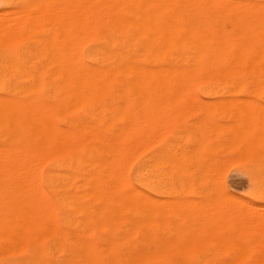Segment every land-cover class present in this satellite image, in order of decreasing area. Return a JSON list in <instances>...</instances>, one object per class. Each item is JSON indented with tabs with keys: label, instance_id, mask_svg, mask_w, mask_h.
Segmentation results:
<instances>
[{
	"label": "rangeland",
	"instance_id": "1",
	"mask_svg": "<svg viewBox=\"0 0 264 264\" xmlns=\"http://www.w3.org/2000/svg\"><path fill=\"white\" fill-rule=\"evenodd\" d=\"M10 1L11 0H0V12L3 10V12L0 14L1 15L3 14L4 16L7 15V18L9 17V20H8V19H5V17L2 18L3 15L0 16L3 19V21L8 20L9 22L8 24L4 22L2 23V25H0V32H1L0 38L2 37L0 39V42L6 41V42H3L2 44L0 43V57H1L0 63L5 65L4 67L3 65L0 66V96L3 95L5 98L8 97L7 99L9 100L6 99V101H10L12 99L13 101L11 100V103L15 102L16 100V103L13 104V107L12 106L8 107L7 108L8 111L1 109V111L2 110L3 111L0 112V115L3 114L4 117L3 116L0 117V121H1L0 122V134H1L0 145L2 149L5 148V150L9 152H12L17 149L20 151H24V150L27 151L29 147L32 148L35 142V138L38 137L39 133H37V130H36L38 129V125H36L35 121L32 122L31 118H33L34 115H38V114L40 115V113L42 114L43 105L45 104L47 106V109H45L44 111L47 114H50L49 112L51 111L52 119L55 121L56 125L61 130L62 134L64 133L63 135L65 137V142H64L62 153H59L54 156H50V155L43 156L44 158L43 157L39 158V156H36L37 158L35 157L34 160L35 162H38V163L35 164L34 162V164L38 165L36 166L38 168L40 166L39 163H41V166H40L41 168L39 167L38 175L43 181L45 180L46 176H48L49 174L53 172L54 164H57L58 162L62 166V170L60 172L61 176L63 174L65 176H68V178L67 177L65 178V176H62L63 181H66L65 183L63 182V185L61 187L62 191L56 190L53 188L52 190L48 186L44 187V191L48 194L49 198L51 199L49 200L48 198L49 201L48 200L47 201L49 203H46L47 201H44V202H40V204L37 202L35 205L40 208L42 207V209L45 208L46 215L44 216L45 213L43 212L45 209L42 210L38 208L39 210H42L41 212H39L40 217H41V219L40 217L38 219L40 220L39 226L34 228V230L29 235L27 240H25L22 243H18L19 245L18 244L16 245L8 244L9 242L7 241L6 242L2 240L0 241V249L2 251H9V253H7L6 255L4 254L3 256L0 253V264L3 262L32 264L31 262H29L30 260L29 255L35 250H41V249L48 252L46 257L50 263L60 264V261H61V264H66L69 260V253H70L69 251H71L73 248H75L78 245V243L80 242L79 240L81 238H87L95 245H102V244L107 243V241L113 236L122 237L126 234V231L129 229L128 227H130V225L129 223L124 221V218L120 214V210L118 208L117 203L114 202L111 207H106L105 204H102L100 202L97 203L96 201L92 200L91 197L89 198V195H88L89 191H88V187L86 183L87 181L98 179L100 175H102V170L106 168V166L103 164L106 162L103 159L107 160V157H105V154L103 153V152H106V146L104 143L103 144L94 143L93 141L96 139V137L97 138H102V137L107 138L109 134L115 135V133H118L119 130L121 131L122 128L123 129L125 128L126 130H129L128 128H130V130H132V127L134 128L132 130L134 135L138 134L137 131L139 130H142V129L143 131L145 129L148 130V132L145 133V135L148 133L150 134L148 136L149 139L146 135L148 139L146 142L147 144L146 146H151V145L153 146H151L150 148L149 147L147 148L145 144L143 146L141 145L140 147L134 146L133 143L130 144V146L132 145L133 147H136V149L133 148L132 146L131 147L133 149L129 148L130 146L128 148L126 147L128 149L127 150L128 153L126 152L127 155L124 157L126 161H124L123 158L121 159L122 161L125 162V164L120 163L122 164L121 165L122 168L121 167L120 168H121V171L124 170L123 168L126 169L124 170L125 172L123 173L127 175V178L130 181V183L133 185V187H135L136 189L140 191L142 190V192L146 194H151L152 191L150 189L143 188L140 184H138L135 178V172L137 171L139 166L149 161L148 159L149 156L151 158L154 154L157 153V264H168V263L169 264L170 263L197 264V262L198 264H216V263L217 264H232V263L235 264V262H239V264H243V263L252 264V262L255 263V261H260V260L262 261L260 262V264H264L263 263L264 261L263 251L264 250L262 249L264 248V238L261 236L262 234H260L262 232L261 231L262 229L260 228L262 225H264V90L232 91V90H222L220 88H215L214 90H212L213 88H211L210 90V88L206 86L204 81H196L195 86L190 87V88L186 87V89L185 87L179 88L174 85H168L170 86L168 88H164L165 86L163 87L160 86L161 88H159L157 86V92H154L155 94L147 93V94H151V95L158 97L157 100L156 101L147 100V103H146L144 101V97L146 93L142 92L140 95V92L138 90L135 91L134 89L133 90L126 89L125 86L120 85V82H117L116 85L114 84L112 87H108L104 90L97 89V90H92L90 92L80 91L82 92L80 94H79V91H76V92L72 91L73 94L70 93V91L68 92L64 91L60 95L59 103L49 102V104H46L45 99H44L45 96L43 93L44 88L46 90L47 89L55 90L59 88L57 87V84H58V79H59L58 75L61 72L60 70H62V67L64 64L72 65L74 62L76 48L74 47L73 44L75 43L70 44L69 42H72L73 40L75 41L76 37H75V34H73L74 32L72 33L73 29L72 28L67 29V26L64 25V23L62 22L63 20L61 18V14H63V12L65 13L67 10L71 8L69 6L67 7V5H69L70 2H73V0L71 1L70 0H59V1L52 0L53 2L51 0H41L40 4L38 3L39 0H12V2ZM31 5H33L34 8ZM35 5L38 6L37 9ZM17 7H19L18 8L19 10L18 12L15 13L14 10ZM43 7H45L46 9ZM61 7L63 10L61 9ZM54 8H57L56 9L57 13H54L56 12ZM20 9L23 11L25 10V11L22 13ZM40 10H42L43 13H41ZM51 10L54 12L52 13ZM10 11H11V14L12 15L15 14V16L18 19L22 17L25 18V19L22 18V21L23 20L24 21L22 22L21 19L17 20V18H13L14 16L10 18L11 16ZM19 13H22L23 15H19ZM16 14H18L19 17ZM32 17H35L39 23L37 22L35 23L32 20L34 19ZM57 17L59 19H57ZM26 19L27 20L31 19V20L28 22ZM12 20H15L16 23L15 21H12ZM52 20H55V21H52ZM57 21L59 24L57 23ZM32 22H34L37 26L33 25L34 23ZM42 24L43 25L45 24V26H42ZM31 26L34 28H32ZM35 26H36V29H35ZM49 26H52L53 29L50 27V30L47 31ZM17 27H19L20 29H18ZM27 27H30V29ZM55 27L58 30L55 29ZM62 27H65L66 29ZM23 28L24 29L26 28V30H24ZM37 28H38V31L36 33L35 31L37 30ZM15 30H17V33ZM59 30H67L66 33L68 34V36L71 34L69 36V39L71 38L73 40L70 41L68 38H66L68 41L65 40L63 36L67 37V34L65 35L61 34L62 32ZM68 30L69 32L71 30L72 31L69 33ZM27 31L28 33H26ZM2 32L4 35L2 34ZM57 32L63 35L62 38L60 34H58ZM24 33H26L27 36ZM9 37H12V38L9 39ZM13 37H15L14 40H13ZM19 38L21 41L19 40ZM60 38L61 40H59ZM40 40H42L43 42ZM47 40H50V41H47ZM62 40H64L65 42H68L69 44L63 42ZM54 41H55V44H53ZM61 41L64 44H61ZM41 42L42 43L45 42V44L43 45ZM50 44L51 45L53 44V46H56L55 52H53L54 50L51 49L53 47ZM83 44H82L83 53H86L88 50H90L91 48L93 49L95 47V45L91 41L89 42L86 41ZM68 46L72 48H68ZM41 47L46 48V49H42ZM28 49H29L28 52H30V54L32 53L31 55L27 53ZM25 59H27V61H24ZM49 59L51 61H49ZM57 59H61V60L57 61ZM55 64L57 65L56 67H55ZM6 66H7V70L10 68V66L12 68H10V70L7 71L5 69ZM20 71L22 73H20ZM53 72L56 75L53 74ZM21 74L23 75L27 74L28 76H23ZM29 75L31 77H29ZM11 80L13 83L11 82ZM32 81H34L33 84H31ZM35 82L39 86L34 85L36 84ZM15 85L18 88L19 87H22V88H19L20 90H18V88L16 89V87H14ZM192 88H195V89H193L192 91L190 90ZM164 89H166L167 91ZM169 89H171V91ZM180 90L182 91L186 90V91L181 92ZM33 91L36 92L37 94L33 93L34 94L33 95L32 94ZM160 93L164 95L168 93V95L166 94L164 97V96H161L162 94L160 95ZM179 93H181L183 96L180 95ZM186 93H188L187 95L189 96H187ZM177 94L178 96L180 95L179 98L178 96H176ZM123 95L124 97L126 96L125 97L126 100H124V97H122ZM5 98H0V99L5 100ZM34 98H36L38 102L40 103V104L37 103L39 104L38 107L40 108H37L38 110L36 111H32L31 109H29L30 108L29 102L32 101ZM140 98L143 100H140ZM0 102L2 103V100H0ZM19 102L20 104L18 105ZM76 103H78L80 107H78ZM135 103H137L139 106L135 105ZM20 105L21 107H19ZM133 105L135 107H133ZM153 105H156V106L153 107ZM116 106H119L120 108ZM124 107H126V109ZM107 108H108V111H107ZM109 110L113 111V112L111 111L112 115L108 113L110 112ZM114 110L117 114H115ZM132 110L133 112L131 113ZM118 111L122 112L123 114L121 115V113H119ZM142 111L143 112L147 111L144 117H143L144 113ZM154 111H157L156 115L153 114V113H156ZM5 114L7 115L5 116ZM16 114L19 115L18 116L19 123L16 125L17 127L14 126L13 124L7 123V122L13 123L15 119L17 118ZM128 114L130 115L136 114L135 116L131 115V118H130L132 119L133 117V119H135V120L132 119L135 124L132 123V120L131 122H129L130 115ZM122 116H123V119L121 118ZM126 117L129 119L128 121ZM8 119L9 121H7ZM142 119L143 121H145V123L146 121L150 122L149 123L150 125L146 123L147 125L143 126L145 123L141 124V122H143ZM154 121L156 122L155 123L156 125H154ZM128 122L130 124H128ZM138 122H139V125H138ZM133 125L137 129L138 127L140 129L137 130ZM73 127L75 129H73ZM151 128H153L152 131H151ZM16 130L18 132H15ZM29 131L31 132V136H29ZM67 131H69V133ZM152 133L154 134L157 133L156 138H155V135ZM65 134H68V135H65ZM6 137H8V140ZM10 139H11V142H10ZM24 139L26 140L24 141ZM67 140L69 142H67ZM84 141H85V144H83ZM149 141L151 142V144L148 145ZM74 143L76 144L74 145ZM93 144L94 146L98 145L97 146L98 151H94V147H92ZM14 145L16 146L15 149L13 148L15 147ZM90 145L92 148L90 147ZM11 146H13L12 149H10ZM24 147H27V148L24 149ZM144 147H145V150H144ZM66 148L68 151H66ZM139 148H143L144 151H140L141 149ZM131 149H132V152H130ZM138 149H139V152H142L141 154H139ZM101 150H102V153H101ZM89 151L92 153H89ZM129 152L132 154L130 157H132L133 159H134L133 155L135 152H136L135 155H137V157H135L134 160H132V158L129 159V156H128V154L130 155ZM38 159L40 162L37 161ZM99 160H102V161H99ZM129 160L130 161L132 160V162H130ZM127 161L129 164L127 163ZM58 195L60 196V198H58L59 197ZM82 195H85V196H82ZM55 198L56 200H54ZM62 200L64 201V203L62 202ZM62 203H63V206H62ZM37 204H39L40 206ZM188 204L193 205L192 208L190 206L191 211H190V208L187 206ZM45 206H48V207L46 208ZM70 206L71 207L73 206L74 209H76L74 211L75 213L73 212V209L69 210ZM102 206L103 207L105 206V209H103ZM194 207L196 208L194 209ZM78 209H81L79 211V214H78ZM108 209H110V211ZM49 210L51 211L50 213H49ZM95 210H97L98 213H96L97 211ZM219 210H221L220 211L221 215H223L225 219L223 216H222L223 218L221 217L219 212H217ZM52 211L53 212L55 211V213H53ZM86 211L87 213H85ZM201 211L204 213H202ZM240 211H243L242 214L249 213L248 215L250 216L242 215V214H240V216H235L236 214L239 215V213H241ZM93 212H95V214ZM234 212H237V213H234ZM112 213H113V216H112ZM182 213L184 215H181ZM214 213H218L219 216H217V214L212 216ZM232 213L235 214L234 216L236 218L235 217L233 218ZM48 214L49 216L47 217ZM226 214L227 216L229 215V218L226 217ZM50 215H52L53 217ZM117 215H119L118 216L119 218H117L119 220L114 218ZM201 215L205 216L203 217L205 221L206 219H208L209 221L207 220V223H206L204 220H201L202 219ZM230 215L232 216V218ZM241 215L247 216L249 221L251 220L250 218L251 215H254L255 217L252 216V218L254 217L255 220L253 218L250 221L252 222V224H249L250 222L248 223L246 221L247 218L241 217ZM45 217L47 218L48 221L46 220ZM179 217L180 219H178ZM219 217L221 218L220 220H219ZM192 218H193V221H192ZM210 218H213V220L214 218L218 220H214L213 222V220L211 219L212 222L214 223L213 224L210 221ZM237 218L239 222L238 220L236 222ZM241 218L243 219V221ZM104 219L106 220V222ZM185 219L186 220L189 219V220L186 221ZM198 219L201 221H199ZM231 219L234 222L231 221ZM78 221L79 223L77 224ZM80 221L83 223L84 226L82 225ZM215 221H218V222H215ZM224 221L226 224L224 223ZM228 221L229 222L231 221V223L233 222L234 224H230L228 223ZM43 222L45 223L43 224ZM205 223L209 226H207ZM215 223H217L218 225ZM219 223H221L222 225L224 224L223 227L225 228L228 223L232 228L228 225L229 227L228 230H226L227 228L226 229L222 228L224 229L223 231L222 229L218 228L221 226ZM237 223L240 224L239 227L237 226ZM255 223L256 224L260 223V226L256 225ZM244 224L246 225L244 226ZM247 224L250 225V227ZM253 224L254 226H252ZM196 225L199 228L200 232L198 231V228H196ZM246 226L248 229L243 228ZM255 226L256 227L259 226V228L257 227L256 229ZM104 227L106 228L107 231L105 230ZM207 228H209V230ZM80 229L81 230L83 229V231L81 232ZM189 229H191L192 232ZM233 229H235V231H233ZM258 229L260 231H258ZM204 230H205V233H204ZM236 230L240 231L243 234L245 233L244 235L241 234L243 237L241 239L244 241L238 242L240 239L238 238L236 242L237 244H239L238 245L239 250H237V247L235 246L236 244L234 243L233 244L231 243L233 247L231 245H230L231 247L228 246L230 242H233L231 241L234 239L233 236L235 237L239 236L237 235L238 231ZM212 231L214 235H212ZM196 232L198 235L196 234ZM210 232H211L212 237H216V238L213 239L210 236ZM62 233L65 234L66 237L65 236L61 237L58 235ZM193 235H196V236H194L193 238ZM224 235L226 238L229 237V240L227 239L229 243L226 241V238L224 237ZM97 236H100V237H97ZM259 236L262 238L261 241H260L261 238ZM195 237L198 238L197 240L199 243L197 242V240H195L196 239ZM210 238L212 239V241ZM205 239H207L208 241ZM221 239H223V242ZM220 240L222 242V246H221V242H219ZM200 241H202V245ZM255 241L257 243L258 241H260V243L258 244L262 246V248H260L257 244L255 245L256 243ZM70 242H72L73 245ZM188 242H191V243L189 244ZM243 242H244V245H243ZM226 243L228 245H226ZM253 243L255 246L251 245ZM240 244H242L243 247ZM187 245H189V247ZM224 245L226 246L224 247ZM14 247L16 248V250L14 249ZM242 248L245 250H243ZM260 250L262 251V253ZM248 251L250 253H248ZM239 252H241V254H239ZM65 253H66V256H65ZM236 255L237 257H235ZM244 255L246 257H243Z\"/></svg>",
	"mask_w": 264,
	"mask_h": 264
},
{
	"label": "bare ground",
	"instance_id": "2",
	"mask_svg": "<svg viewBox=\"0 0 264 264\" xmlns=\"http://www.w3.org/2000/svg\"><path fill=\"white\" fill-rule=\"evenodd\" d=\"M40 1L41 0L38 1L39 4H40ZM10 2H12V0ZM24 4H25V2H24ZM31 6L34 8L33 5H31ZM35 6L37 9L38 6L37 5H35ZM68 6L71 8L69 10H67L65 13L63 12V14H61V18L63 20L62 22L64 23V25L67 26V29L68 28L73 29V31L72 30L71 31H72V33L74 32L73 34H75L76 39H75V41L71 38L69 39V36L71 34L68 36V34L66 33L67 30H59L62 32L61 34H64V35L67 34V37L61 35L59 32H57V33L60 34L61 38L63 36L65 40H67L66 38H68L70 41L73 40L72 42H69V43L70 44L75 43L73 45L76 48V54L74 57L73 64L72 65L64 64L62 67V70H60L61 72L58 75L59 79H58V84H57V87H59V88H57L55 90H53V89H47L46 90L45 88H44V90L42 89L44 96H45L44 99H45L46 104H49V102L59 103L60 95L64 91H66V92L70 91V93H72V94H73V92L79 91V94H80L84 91L90 92L92 90H97V89H103L104 90L108 87H112L114 84L116 85L117 82H120V85L125 86L126 89H132V90L134 89L135 91L138 90L140 92V95L142 92L146 93L145 97H144V101L146 103H147V100L148 101H150V100L156 101L157 100L158 97L151 95V94H147V93L157 92V86L159 88H161L160 86H162V87L165 86L164 88H168V87H170L168 85H174V86L179 87V88L185 87V89H186V87L190 88V87L195 86L196 81H204L206 86L208 88H210V90H211V88H213L212 90H214L215 88H220L222 90H232V91L264 90V0H73V2H70V4L67 5V7ZM18 8L19 7H17L15 9L17 11L14 10L15 13L18 12V10H19ZM39 8H38V10H39ZM43 8H45V7H43ZM54 9L56 10L57 8H54ZM61 9H62V7H61ZM61 9H60V11H61ZM42 10H40L41 13H43ZM52 10H51V12L53 13L54 11H52ZM21 11L23 13L25 10L24 11L21 10ZM60 11H59V13H60ZM2 12H3V10L0 13H2ZM22 13H19V15H23ZM54 13H57V10ZM10 14H11V11H10ZM2 15L0 14V16H2ZM16 15L19 17L18 14H16ZM52 15H51V17H52ZM62 15H64V16H62ZM55 16H56V14H55ZM3 17H5V19L9 20V17L7 18V15L6 16L3 15L2 18ZM11 17L17 18L15 16V14H13V15L11 14L10 18ZM2 18L0 17V20H2V21H0V25H2V23H4V22H6L7 24L9 23L8 20L3 21ZM22 18H19V19L17 18V20L21 19V21H22ZM30 18H31V16H30ZM32 18H34L32 20L35 23L36 22L39 23L35 17H32ZM23 19H25V18H23ZM38 19H39V17H38ZM57 19H59V18L57 17ZM30 20L31 19H29L27 21L29 22ZM12 21H15V20H12ZM52 21H55V20H52ZM28 22H26V23H28ZM34 22H32V23H34ZM42 22H40V23H42ZM15 23H16V21H15ZM35 23L33 25H36ZM53 23H55V22H53ZM57 23H58V21H57ZM11 25H12V23H11ZM15 25H17V24H15ZM38 25H40V24H38ZM3 26H4V24H3ZM36 26H35V29H36ZM42 26H45V24L44 25L42 24ZM60 26H61V24H60ZM50 27L53 29L52 26H49L47 31L50 30ZM17 28L20 29L19 27H17ZM27 28L30 29V27H27ZM32 28H34V27H32ZM62 28H65V27H62ZM62 28H60V29H62ZM39 29H40V27H39ZM55 29H57V28L55 27ZM24 30H26V28ZM43 30H45V29H43ZM15 31L17 33V30H15ZM37 31H38V28L35 32L37 33ZM68 32H69V30H68ZM26 33H28V31ZM26 33H24V34L26 35ZM2 34H3V32H2ZM57 35H56V37H57ZM10 38H12V37H9V39ZM14 38L15 37H13V40H14ZM23 38H21V39H23ZM61 38L59 40H61ZM19 40H20V38H19ZM50 40H47V41H50ZM40 41H42V40H40ZM56 41H58V40H56ZM62 41L65 42L64 40H62ZM62 41H61V44H64V43H62ZM86 41H88V42L91 41L95 45V47L93 49L91 48L86 53H83L82 44ZM3 42H6V41H3ZM3 42H0V43L2 44ZM12 42H14V41H12ZM65 43H68V42H65ZM42 44L44 45L45 42ZM53 44H55V41L53 42ZM53 44L52 45L50 44V45L53 47V48H51L54 50L53 52H55L56 46H53ZM69 46H68V48H72ZM46 47H47V45H46ZM29 49L27 50V53L30 54V52H28ZM42 49H46V48H42ZM21 52H23V51H21ZM25 52H26V50H25ZM47 57H48V55H47ZM44 59H46V58H44ZM59 60H61V59H57V61H59ZM24 61H27V59H25ZM49 61H51V60L49 59ZM56 64H55V67L57 66ZM2 65L3 64L0 63V66H2ZM4 66L5 65H3V67ZM11 66H10V68H12ZM10 68L8 70H10ZM5 69L7 70V66L5 67ZM17 71H19V70H17ZM20 73H22V72L20 71ZM53 74H55V73L53 72ZM21 75H23V74H21ZM23 76H28V75L25 74ZM29 77H31V76L29 75ZM169 78H171V79H169ZM11 82H12V80H11ZM33 82L34 81H32L31 84H33ZM40 84H41V82H40ZM34 85H37V83ZM37 86H39V85H37ZM7 87H8V85H7ZM14 87H16V89L18 88L16 85ZM11 88H12V86H11ZM19 88H22V87H19ZM19 88H18V90H20ZM27 88H28V86H27ZM189 88H187V89H189ZM193 89H195V88H192L190 90L193 91ZM164 90H166V89H164ZM169 90L171 91V89H169ZM199 90H200V88H199ZM80 91H82V92H80ZM180 91L185 92L186 90L185 91L180 90ZM175 92H177V91H175ZM33 93L37 94L34 91L32 92V94ZM162 93H160V95ZM166 94L168 95V93H166ZM179 94L182 95L181 93H179ZM187 94L188 93H186V95ZM158 95H159V93H158ZM165 95L162 94L161 96L165 97ZM171 95H172V93H171ZM2 96H0V98H5L4 96L3 97ZM81 96H83V95H81ZM176 96H178V94ZM179 96H178V98H179ZM187 96H189V95H187ZM122 97H124V95ZM125 97H124V100H126ZM7 98H5V100L0 99V100H2V103L0 102L1 103L0 104V112H2L3 110H7V108L10 106L13 107V104L16 103V100H15V102L11 103L12 99L10 101H6ZM38 99H40V98H38ZM76 99H75V101H76ZM172 99H173V97H172ZM189 99H190V97H189ZM7 100H9V99H7ZM78 100H79V98H78ZM140 100H143V99L140 98ZM81 102H79V103H81ZM37 103H39L38 100L36 98H34L32 101L29 102V107H30L29 109H31L32 111L38 110L37 108H40V107H38L40 103L39 104H37ZM19 104H20V102L18 103V105ZM76 104L78 105V103H76ZM154 104H155V102H154ZM135 105H138V104L135 103ZM154 106H156V105H153V107ZM19 107H21V105ZM78 107H80V106L78 105ZM116 107H119V106H116ZM121 107H122V105H121ZM133 107H135V106L133 105ZM15 108H17V107H15ZM108 108H107V111H108ZM124 108L126 109V107H124ZM1 109H3V110L1 111ZM45 109H47V106L44 104L43 110L41 109L42 110V114L40 113L41 116L38 114V115H34L33 118H31V121L32 122L35 121L36 125H38V129H36L37 127L35 129L37 130V133H39L38 137L35 138V142H34L33 147L31 146L32 148H30L27 145L29 147V149L27 151H25V150L20 151L17 149V150L12 151L13 152L12 153V152L6 151L5 148L2 149V147L0 145V147H1L0 149H2V150H0V241L1 240L4 242L7 241V242H9L8 244L16 245L18 243L24 242L25 240H27L29 235L34 230V228L39 226V222H40V220H38L40 217L39 212H41L45 208L42 209V207L41 208L37 207L35 204L37 202L40 204V202H44V201L48 200L49 196L44 191V187L48 186L51 189L53 188V189L62 191L61 187L63 185V182L64 183L66 182V181H63V178H62V176H65V175L62 174V176H61V174H60V172L62 170V166L59 162L57 164H54L53 172L51 174H49L48 176H46L44 181L38 175V170H39V167L41 166V163H39L40 166L38 168L36 167L38 165H35L36 163H38V162H35V160H34L36 156H39V158H40V157L47 156V155L54 156V155H57L59 153H62V150L64 147V142H65V137L63 135L64 133L62 134L61 130L58 128L55 121L52 119L51 111L49 112L50 114H47L44 111ZM74 109H75V107H74ZM122 109H123V107H122ZM26 110H27V108H26ZM145 110H147V109H145ZM153 110H151V111H153ZM60 111H61V109H60ZM109 111L110 112H108V113H110V115H112L111 114L112 110H109ZM114 112H115V110H114ZM118 112L121 113V115L123 114L120 111H118ZM132 112H133V110L131 111V113ZM136 112H137V110H136ZM154 112H156V113H153V112L152 113L154 115H156L157 111H154ZM60 113H62V112H60ZM143 113L142 114L144 117V115H145V113H147V111H144ZM34 114H35V112H34ZM115 114H117V113L115 112ZM153 114H152V116H153ZM6 115L7 114H5V116ZM128 115H130V114H128ZM131 115H134V114H131ZM131 115H130L129 119L131 118ZM1 116H3V114H1L0 117ZM18 116L19 115L16 114L17 118L15 119V121L13 123H11V122H7V123H10V124H13L14 126H16L19 123ZM3 117H2V119H3ZM121 118L123 119V116ZM154 118H153V120H154ZM171 118H172V116H171ZM109 119H111V118H109ZM129 119L127 118V121ZM132 119H133V117H132ZM132 119H130L129 122H131ZM133 120H135V119H133ZM133 120H132V123L135 124L133 122ZM7 121H9V119ZM142 121H143V119H142ZM155 121H156V119H155ZM155 121H154V125H156ZM129 122H128V124H130ZM139 122H141V121H139ZM139 122H138V125H139ZM142 123H145V121L141 122V124ZM146 123L149 124L150 122L146 121ZM146 123L143 126L147 125ZM151 123H153V122H151ZM138 125H136V126H138ZM7 126H8V124H7ZM73 129H75V128L73 127ZM124 129L122 128L121 131L119 130V132L115 133V135L109 134L107 138L106 137H104V138L103 137L102 138L96 137V139L93 141L96 144H101V143L103 144L104 143L106 146V152H103V153L105 154V157H107V160L103 159L106 162L105 163L102 162L106 166V168L104 170H102V175H100V177L98 179H94L92 181H87L86 185L88 187L89 194L88 193H86V194H88L89 198L91 197V199L96 201L97 203L100 202L102 204H105L106 207H111L112 204L114 202H116L118 205V208L120 210V214L124 218V221L129 223L130 227H128L129 229L126 231V234L124 236H122V237H119V236L114 237L113 236L107 241V243L104 242L105 244H102V245H95L89 239L81 238L79 240L80 242L78 243V245L75 248H73L71 251H69L70 252L69 253V260L66 264H157V153L154 155L152 154L153 156L151 158L149 156L148 157L149 161L142 164L141 166H139L137 171L135 172V178H136L138 184H140L143 188L150 189L152 191L151 194H146V193H143L142 190L140 191V190L136 189L135 187H133V185L128 180L127 175L125 173H123V172H125L124 170H126V169L123 168L124 170L121 171V168H122L121 165L123 163L125 164L124 161H126V160L124 159V157L127 155L126 154V152L128 150L127 148L130 146V144L133 143L134 146H138V147H140L141 145L143 146L144 144L146 146L147 145L146 142L149 139L148 136L150 134L149 133L146 134L148 137V139H147L145 133H147L148 130H146V129L144 131H143V129L139 130L140 132L137 131L138 134H135V135L132 131L134 129L133 127H132V130H130V128H128L129 130L125 129V131H124ZM138 129H140V128L138 127ZM17 130L15 132H18ZM152 130H153V128H151V131ZM156 131H157V129H156ZM67 132L69 133V131H67ZM132 133H133V135H132ZM152 134H154V133H152ZM65 135H68V134H65ZM154 135L156 138L157 133ZM0 136H1V134H0ZM29 136H31L30 131H29ZM96 136H97V134H96ZM151 137H150V139H151ZM6 138L8 140V137H6ZM12 140H14V139H12ZM25 140L26 139H24V141ZM10 142H11V139H10ZM67 142H69V141L67 140ZM149 142H148V145L151 144V142L150 143ZM75 144L76 143H74V145ZM83 144H85V141ZM4 145H5V143H4ZM71 146H73V145H71ZM97 146H94V144H93L92 147H94V151H98ZM105 146H103V147H105ZM131 146L129 148L133 147V146L132 147ZM151 146H153V145H151ZM151 146H146V147L150 148ZM12 147L13 146H11L10 149H12ZM76 147H77V145H76ZM90 147H91V145H90ZM13 148L15 149L16 146ZM25 148H27V147H24V149ZM67 148H66V151H68ZM133 148L136 149V147H133ZM7 149H8V147H7ZM95 149H97V150H95ZM132 149L130 150V152H132ZM139 149H141L140 151H144L145 147H144V150H143V148H139ZM139 149H138V152H139ZM84 152H85V150H84ZM99 152H100V150H99ZM89 153H92V152L89 151ZM101 153H102V150H101ZM135 153H134V155H135ZM141 153L142 152H139V154H141ZM131 155H132L131 153H130V155L128 154L129 159L132 158V157H130ZM134 155H133V157L135 159V157H137V155H135V156ZM122 158L124 161L121 160ZM134 159L132 158V160H134ZM43 160H45V159H43ZM132 160L131 161L129 160V161L132 162ZM37 161H39V159ZM99 161H102V160H99ZM34 162H35V164H34ZM120 163H122V164H120ZM127 163H128V161H127ZM66 177L68 178V176H65V178ZM78 186H79V184H78ZM82 196H85V195H82ZM80 197H81V195H80ZM58 198H60V196ZM50 199L51 198H49V200ZM54 200H56V198ZM48 201L46 203H49ZM62 202L64 203L63 200H62ZM51 203H52V201H51ZM63 203H62V206H63ZM39 204H37V205H39ZM78 204H76V205H78ZM105 206L104 207L102 206V208L105 209ZM187 206L189 208L191 206V208H192L193 205L188 204ZM45 207L47 208L48 206H45ZM38 208H40L42 210H39ZM191 208H190V211H191ZM195 208L196 207H194V209ZM72 209H73V212L76 210V209H74L73 206L72 207L70 206L69 210H72ZM80 210L81 209H78V214H79ZM97 210H95V211H97ZM108 210L110 211V209H108ZM45 211H46V209L43 212L45 213ZM192 211H194V210H192ZM220 211L221 210H219L217 212H219L221 215ZM226 211H228V210H226ZM50 212L51 211L49 210V213ZM230 212H231V210H230ZM240 212L241 213H239V215L238 214L235 215L232 213L233 218L235 216H240V214H242L243 211H240ZM53 213H55V211ZM69 213H70V211H69ZM85 213H87V211ZM93 213L95 214V212H93ZM96 213H98V211ZM202 213H204V212H202ZM234 213H237V212H234ZM216 214H217V216H219L218 213H214L212 216H214ZM224 214H225V212H224ZM248 214L249 213L242 214V215H248ZM45 215H46V213L44 214V216ZM52 215H50V216H52ZM181 215H184V214L182 213ZM242 215H241V217L247 218V216H242ZM48 216H49V214L47 215V217ZM112 216H113V213H112ZM118 216L119 215H117L114 218L117 219V218H119ZM195 216H196V214H195ZM212 216H210V217H212ZM222 216L223 215H221V217ZM232 216H231V218H232ZM248 216H250V215H248ZM252 216H254V215H251V217H250L251 220L255 217L254 216L252 218ZM191 217H190V219H191ZM201 217H202L201 220H204L203 217H205V216L201 215ZM226 217L229 218V215L227 216V214H226ZM193 218H192V221H193ZM215 218H214V220H218ZM40 219H41V217H40ZM50 219H51V217H50ZM53 219H55V218H53ZM81 219H82V217H81ZM178 219H180V217ZM211 219L213 220V218H210V221L212 222ZM220 219L221 218L219 217V220ZM224 219H225V217H224ZM46 220H47V218H46ZM55 220H57V219H55ZM117 220H119V219H117ZM188 220H186V221H188ZM201 220H199V221H201ZM207 220L208 219H206V221L205 220L204 221L207 223ZM214 220H213V222H214ZM237 220H238V218L236 219V222H237ZM254 220H255V218H254ZM124 221H123V223H124ZM231 221H233V220L231 219ZM231 221L230 222L228 221V223L234 224L233 223L234 221L232 223H231ZM242 221H243V219H242ZM246 221L248 223L250 222L248 218ZM105 222H106V220H105ZM215 222H218V221H215ZM238 222H239V220H238ZM44 223L45 222H43V224ZM78 223H79V221L77 222V224ZM115 223H117V222H115ZM224 223H225V221H224ZM228 223L226 226L227 229L225 227H223L224 224L222 225L221 223H219L221 225L220 226L221 228L218 226L217 227L219 229L225 228L226 230H228V228H229ZM41 224H40V226H41ZM215 224H217V223H215ZM249 224H252V222H250ZM46 225H47V223H46ZM82 225H83V223H82ZM245 225L246 224H244V226ZM256 225L260 226V223H257ZM207 226H209V225H207ZM237 226L239 227L240 224L237 223ZM242 226H243V224H242ZM248 226L250 227V225H248ZM252 226H254V224ZM259 226H257V227L259 228ZM257 227L255 226L256 229H257ZM189 228H190V226H189ZM191 228H193V227H191ZM196 228H198L197 225H196ZM196 228H195V230H196ZM243 228H247V226L243 227ZM207 229L209 230V228H207ZM235 229H233V231H235ZM260 229H262L261 230L262 232L260 234H262L261 236L264 238V225H262ZM105 230H106V228H105ZM123 230H125V229H123ZM189 230H191V229H189ZM222 230L224 231V229H222ZM80 231L82 232L83 229L82 230L80 229ZM198 231H199V228H198ZM236 231H238V230H236ZM258 231H260V230L258 229ZM45 232H46V230H45ZM191 232H192V230H191ZM239 232L240 231H238V233H237V235H239V236H236L237 238L235 236H233L234 239L231 240L233 242H230L229 245L226 243V245L232 246V244L234 243V244H236L235 246L237 247V250H239V246H238L239 244H237L236 242H237L238 238H240L238 242L244 241L241 238H243L242 235L245 234V233L243 234L241 232L239 234ZM47 233H48V231H47ZM204 233H205V230H204ZM257 233H259V232H257ZM196 234H197V232H196ZM58 235L61 237H64V236L66 237V235L63 233L58 234ZM212 235H214L213 231H212ZM212 235L210 232L211 237H212ZM217 235H218V233H217ZM234 235H235V233H234ZM190 236H188V237H190ZM194 236H196V235H193V238H194ZM97 237H100V236H97ZM224 237H225V235H224ZM212 238L214 239L216 237H212ZM197 239L198 238H196L195 240H197ZM227 239L229 240V237L226 238V241L228 242ZM205 240H207V239H205ZM221 240L223 242V239H221ZM221 240L219 242H221ZM261 240H262V238L260 239V241ZM207 241H206V243H207ZM211 241H212V239H211ZM260 241H258V243H260ZM197 242H198V240H197ZM219 242H218V244H219ZM222 242H221V246H222ZM70 243H72V242H70ZM188 243L190 244L191 242H188ZM200 243L202 245V241H200ZM258 243L256 242L255 245L257 244L260 248H262V246H260ZM72 245H73V243H72ZM226 245H224V247ZM240 245L242 246V244H240ZM243 245H244V242H243ZM251 245L255 246L254 243ZM187 246L189 247V245H187ZM218 246H220V245H218ZM247 246H249V245H247ZM15 247H14V249L16 250ZM59 247H61V246H59ZM262 249L264 250V248H262ZM3 250H5V249H3ZM243 250H245V249H243ZM0 251H1L0 253L2 254V256L4 254L6 255L7 253H9V251H2L1 249H0ZM18 251H19V249H18ZM50 252H51V250H50ZM47 253L48 252H46L45 250H42V249L41 250H35L34 252H32L29 255V259H30L29 262H31L32 264H52L47 260V257H46ZM246 253H247V251H246ZM248 253H250V252L248 251ZM261 253H262V251H261ZM263 253H264V251H263ZM239 254H241V252H239ZM65 256H66V253H65ZM235 257H237V255ZM240 257H241V255H240ZM243 257H246V256L244 255ZM255 259H257V258H255ZM237 260H239V259H237ZM257 260H259V259H257ZM171 262H173V261H171ZM256 262L257 263L259 262L258 264H260V262H262V261L261 260L255 261V263ZM236 263L239 264V262H235V264ZM253 263L254 262H252V264ZM263 263H264V261H263ZM1 264H20V263L3 262ZM60 264H61V261H60ZM170 264H177V263H170ZM197 264H198V262H197ZM232 264H234V263H232Z\"/></svg>",
	"mask_w": 264,
	"mask_h": 264
}]
</instances>
